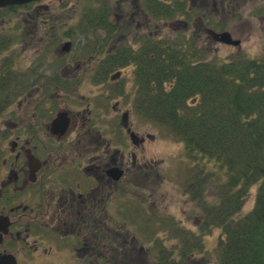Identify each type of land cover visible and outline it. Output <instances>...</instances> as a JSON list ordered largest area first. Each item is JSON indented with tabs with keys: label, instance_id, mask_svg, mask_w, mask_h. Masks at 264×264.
<instances>
[{
	"label": "flooded vegetation",
	"instance_id": "flooded-vegetation-1",
	"mask_svg": "<svg viewBox=\"0 0 264 264\" xmlns=\"http://www.w3.org/2000/svg\"><path fill=\"white\" fill-rule=\"evenodd\" d=\"M159 1L166 17L169 4H187L190 20L155 19L152 0H117L113 7L102 0L92 10L113 33L65 28L62 36L44 28L27 34L29 46L23 36L17 61L0 60V255L16 264H157L131 228L151 223L158 177L144 154L153 135L136 132L137 96L150 91L137 83L136 66L151 50V28L171 21L189 28L194 6L205 15L197 27L210 37L218 24L211 18L215 1ZM233 1L220 0L219 7L226 11ZM40 2L37 14L48 9ZM6 47L0 38V52ZM125 69L133 73L132 87Z\"/></svg>",
	"mask_w": 264,
	"mask_h": 264
},
{
	"label": "trees",
	"instance_id": "trees-1",
	"mask_svg": "<svg viewBox=\"0 0 264 264\" xmlns=\"http://www.w3.org/2000/svg\"><path fill=\"white\" fill-rule=\"evenodd\" d=\"M152 3L154 18L165 19L161 2ZM187 10V4H169L166 18L183 14L190 20ZM80 25L113 33L101 12L93 17L83 12ZM192 41L153 36L151 50L136 66L137 83L143 92L149 85L150 91L137 96L136 108L183 142L191 163L186 193L202 206L204 225L221 229L218 262L264 264V57L209 59L210 51L197 50ZM209 185L215 188L210 199L205 196ZM253 187V207L239 215ZM191 233L190 240L181 238L184 248H190L177 253V264L201 244V235ZM162 247L157 264H176Z\"/></svg>",
	"mask_w": 264,
	"mask_h": 264
},
{
	"label": "rangeland",
	"instance_id": "rangeland-1",
	"mask_svg": "<svg viewBox=\"0 0 264 264\" xmlns=\"http://www.w3.org/2000/svg\"><path fill=\"white\" fill-rule=\"evenodd\" d=\"M213 1H215L216 6H214L215 12L211 18L213 23H218L220 27L212 25L214 27L212 30L217 33L228 32L234 40L240 41V46L216 43L205 33L204 27H197L196 18H204L205 16L201 14L197 6L193 8L195 17L189 28L171 21L165 26L160 25L158 28H151L153 36L173 37L180 41L185 37L195 39L197 50L210 51L209 59H228L232 55H244L248 58L264 57V0H234L233 5L226 11H222L219 7L220 0H209V2ZM107 2L113 7V5H116L117 0H107ZM39 4L46 6L48 9L40 7V14H37L35 10L38 6L37 3L20 6L13 10L0 9V38H5L10 45V47L5 48L3 53L0 52L1 61L4 60V56H13L17 61L19 52L25 46L22 43L24 35V41L29 46L27 42H30L31 39L27 37V34L29 37L33 35L32 33L35 36V32L38 34L41 32L42 34L44 28H58L57 34L60 33L62 36L65 28H72L71 31L75 34L78 28H83L80 25L83 12L96 10L102 4V0H42ZM95 13L97 12L94 11L91 14L86 12L85 14L93 17ZM128 18L126 16L122 22H126ZM112 19L114 21L113 14ZM44 20H50L51 22L44 24ZM134 22L131 23L136 25L137 21L134 20ZM185 31L188 32V36L183 35ZM90 37L91 40H94L91 35ZM64 38L59 39V41L61 43L67 42L68 40ZM78 40L82 41V37L79 36ZM75 41L74 37L69 40V42ZM26 50L31 52L32 48ZM131 69L123 71L128 78L127 82L129 81L128 87H132L134 82ZM86 89L88 88L84 86V91H87ZM128 104L130 107L131 102ZM136 132L139 135L145 133L153 135V140H146L144 154L147 159L153 160L154 168L158 170L157 183H154V191L151 197L153 210L151 223L149 225L139 224V221H136L135 226H131L137 234V239L145 248H150L149 254L154 260L159 254L158 248L163 244L162 251L164 255L169 253L171 260H174L177 264L181 260L177 253L187 252L190 248H184L181 238L190 240L193 238L191 231L198 233L199 236L205 230V234L201 235V244L198 243L199 247L193 253L186 254L185 260L180 264H220L217 260L215 248L221 236V229L204 225L205 218L202 206L198 201H192L190 194L186 193V185L189 182L188 165L191 163L185 153L183 142L174 136L166 126L138 113H136ZM141 154L139 152V157ZM211 190H215V188L209 185L205 192L208 199L212 194ZM255 192L256 187H253L238 213L239 215L251 210ZM137 214L141 216L139 212ZM124 215L127 217L133 216L127 210ZM141 218L144 217L141 216ZM137 219L139 220L138 217ZM201 225H204L203 232L200 230ZM147 226L149 227L148 230ZM180 232L183 235L179 237L177 235ZM174 247L175 251H173Z\"/></svg>",
	"mask_w": 264,
	"mask_h": 264
},
{
	"label": "water",
	"instance_id": "water-1",
	"mask_svg": "<svg viewBox=\"0 0 264 264\" xmlns=\"http://www.w3.org/2000/svg\"><path fill=\"white\" fill-rule=\"evenodd\" d=\"M33 1L39 0H0V8L13 7L17 5H25ZM210 35L215 41L238 46L240 44L239 40L232 39L231 35L228 32L216 33L214 31H209ZM2 225L0 223V232L2 231ZM6 225L4 224V228ZM0 264H16V260L11 255H0Z\"/></svg>",
	"mask_w": 264,
	"mask_h": 264
}]
</instances>
